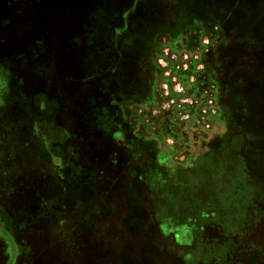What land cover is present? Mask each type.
Masks as SVG:
<instances>
[{
	"label": "rangeland",
	"instance_id": "374dc122",
	"mask_svg": "<svg viewBox=\"0 0 264 264\" xmlns=\"http://www.w3.org/2000/svg\"><path fill=\"white\" fill-rule=\"evenodd\" d=\"M213 1L0 0V264H264V0Z\"/></svg>",
	"mask_w": 264,
	"mask_h": 264
},
{
	"label": "trees",
	"instance_id": "16d2710c",
	"mask_svg": "<svg viewBox=\"0 0 264 264\" xmlns=\"http://www.w3.org/2000/svg\"><path fill=\"white\" fill-rule=\"evenodd\" d=\"M177 1H178V3H180V5L185 4V6H184L185 10L186 9L187 10L188 9H190V10L194 9V10H196V15H200V12H203V16H205L207 18H209L208 14H207L208 11L211 13L212 17H214V13L216 14V11L219 8L217 3L214 2L213 0L212 1L206 0V2H203V0H200L198 4H194L193 6H191L189 4V0H177ZM154 3L155 2H152V4H154ZM198 5H201L200 6L201 8H198L199 7ZM202 8H204V10ZM197 10H199V12H197ZM220 26H221V23H220ZM133 65H134V68H136L135 62ZM123 81L124 82L121 85V89L123 90L122 91V95L124 98L123 101H125L126 103H127L126 96L136 95L135 99L138 98V100H142L143 97L149 98L150 95H152V90L150 88L152 87L153 83L155 82V79H154V81L152 80L151 82L146 83L147 86L145 87V84H141V81L138 78L137 72L136 71L134 72L132 70L131 73H128V77L126 76V79L123 78ZM114 92L115 93H121V91H119V90H111L110 94H113ZM125 94H126V96H124ZM145 100H147V99H145ZM130 101H132V100H130ZM130 101H128V102H130ZM142 102H143V100H142ZM114 104L117 105L118 103H114ZM101 107L106 108V106H101ZM113 108H115V107L109 106L110 110H113Z\"/></svg>",
	"mask_w": 264,
	"mask_h": 264
}]
</instances>
